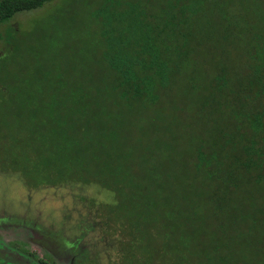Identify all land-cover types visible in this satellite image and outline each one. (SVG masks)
<instances>
[{
  "label": "trees",
  "instance_id": "trees-1",
  "mask_svg": "<svg viewBox=\"0 0 264 264\" xmlns=\"http://www.w3.org/2000/svg\"><path fill=\"white\" fill-rule=\"evenodd\" d=\"M53 1L0 0V41ZM121 1L77 0L93 59L67 56L63 15L53 35L9 34L0 171L114 192L80 227L121 246L118 264H264V0Z\"/></svg>",
  "mask_w": 264,
  "mask_h": 264
},
{
  "label": "rangeland",
  "instance_id": "rangeland-1",
  "mask_svg": "<svg viewBox=\"0 0 264 264\" xmlns=\"http://www.w3.org/2000/svg\"><path fill=\"white\" fill-rule=\"evenodd\" d=\"M108 1L113 5L119 3V0ZM121 2L125 8L131 7L126 0ZM78 3L77 0H55L39 10L17 14L1 28L0 55L6 52L9 34L28 39L39 27L53 35V16L63 15L68 23L64 39L67 56L71 59L70 56L77 54L81 59L85 54L87 59H93L99 33L82 25L93 17L85 14ZM74 18L75 23L70 22ZM172 92L177 97L181 93L179 89ZM181 103L178 100L177 105ZM176 109L174 112L178 114ZM189 114L181 113V120L189 122ZM166 117L168 120L165 118L164 123L171 124V117L167 114ZM142 142L144 147L148 146L147 139ZM115 204V193L99 185L67 184L29 191L17 175L0 171V264H118L123 254L121 246L108 250L112 238L95 232L84 235L80 227V222L88 216L92 222L100 221L101 205ZM83 225L86 231L92 227ZM158 243H162L161 239Z\"/></svg>",
  "mask_w": 264,
  "mask_h": 264
}]
</instances>
